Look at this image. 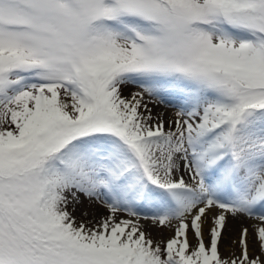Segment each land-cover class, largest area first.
<instances>
[{"label":"rangeland","instance_id":"obj_1","mask_svg":"<svg viewBox=\"0 0 264 264\" xmlns=\"http://www.w3.org/2000/svg\"><path fill=\"white\" fill-rule=\"evenodd\" d=\"M180 88L196 113L160 102L176 125L146 128L137 93L152 105ZM102 144L114 156L92 169ZM179 148L198 161L200 198L174 187ZM122 156L129 165L113 168ZM250 157L264 164V0H0V209L13 234H0V264H264V241L245 263L247 242L228 258L223 226H198L212 211L264 221L263 170L245 186L235 176ZM69 189L82 209L115 200L150 213L122 217L161 230L160 218L183 221L192 239L91 230L69 215Z\"/></svg>","mask_w":264,"mask_h":264},{"label":"bare ground","instance_id":"obj_2","mask_svg":"<svg viewBox=\"0 0 264 264\" xmlns=\"http://www.w3.org/2000/svg\"><path fill=\"white\" fill-rule=\"evenodd\" d=\"M135 77V76H134ZM136 80H142L143 78L140 77V75H136ZM130 80V79H129ZM181 89V90H180ZM176 89L174 91H162L159 93V96L161 100H157L152 102V105H149L151 102L149 100V97L144 95L141 92L137 93V97L135 99L138 102H142V107L145 108V112L142 113L141 107L138 110L137 116L140 118H143V123L146 128L150 127H159L163 129H169L171 127H174L176 125L175 118L172 114H169L166 110H164L163 106L160 104L164 102L168 106H175L179 108V111H183L187 114H195L196 112H190V106L192 105V102H194L193 97L189 96L188 93L183 89ZM142 100V101H141ZM69 102V101H68ZM67 102V103H68ZM145 102V103H144ZM161 102V103H160ZM149 105V106H148ZM75 109V108H74ZM73 109V110H74ZM77 111V109H75ZM185 120H189L188 118H185ZM105 143V142H104ZM101 151L99 153L98 159H96L95 162H89V164L93 167L92 169H100V166L103 164V159L105 161L112 160L113 150L110 146V144H102L100 145ZM179 154H176L172 158V172L175 180L174 187L181 193L185 192H193L196 196L199 198L204 195L201 188L202 184L201 182L193 183L192 185L189 184V177L191 176L189 174V169L191 170V167H194L196 164H198V161L195 160L191 156H186L184 152H181V148H179ZM102 154H105L106 156H102ZM248 157V156H247ZM136 160L139 162L141 161L137 156ZM98 160V161H97ZM129 158L126 157H120L119 163H117L116 167L113 168H120L122 165H129ZM244 160L241 159L238 162V167L236 170V178L238 181V184L241 186H245L246 180L260 178L261 175L255 174L254 172H257V169H262L264 172V164H257L258 160L253 159L250 157L248 158L245 163ZM139 164V163H138ZM113 166V165H111ZM90 167V166H88ZM91 170V169H90ZM94 172L93 170H91ZM117 173V172H116ZM216 175L218 177L213 178L212 181L214 183H219L222 180L221 175L222 171L217 169L215 171ZM119 175V173H117ZM129 179V178H128ZM127 179V180H128ZM100 181V179H99ZM222 183V181H221ZM211 184V183H209ZM212 187V185H211ZM240 187V186H239ZM217 186L212 187V192L210 193V196H214L213 190H215ZM242 188V187H240ZM68 196H69V207L72 209L70 211V216L80 224H84L89 229H99L100 231H111V229L114 226H119L122 228L125 225H130V231H133L134 228L139 230H144L146 233V236L148 240L152 243L158 244L161 243L163 245H169V244H177L179 242L178 238L174 235L172 232V228H176L179 231H182V234H185L192 239V235H190V232L188 233V229L185 231L184 226L180 223L183 221H177V222H167L165 219L160 218L159 225L165 224L167 226V230H161L156 229L152 227L151 225L142 224L141 222H138L133 219L124 218L120 214L121 213H134L139 215H147L146 217L150 216L149 211H145L143 208H136V207H127L123 204L115 201V200H105L101 201L98 200L101 206H90L88 209H82L80 205L78 204L77 196L72 191V189L68 190ZM180 198H183L182 195L179 196ZM256 197V196H255ZM92 205V204H90ZM92 207L95 208V211L92 210ZM258 209H254L255 213L264 215V203L261 204L259 202V205L257 206ZM182 208V207H181ZM184 208V207H183ZM195 210V209H194ZM185 212H187L186 209H184ZM195 214L200 213V209L195 210ZM148 212V213H147ZM152 218V217H151ZM153 219V218H152ZM198 226L199 229L202 232V235L206 236L209 233L211 235H215L219 232V228L223 226V234L225 236L223 237V254L227 256L228 258H234L235 255L239 256L240 252L237 251L238 241L247 242V249L245 250V256L244 261L245 263L249 259L250 255H255V250H257V245L255 243V238L257 237L258 241L262 244L264 241V231L261 227L264 226V221H261L257 218L247 219L237 216H232L231 218L224 220L220 219V216L216 215L215 212H209L204 214L203 216H199L198 218ZM248 228V229H247ZM185 231V232H184ZM196 232V230H195ZM197 235H199V232L197 231ZM188 239L187 242L188 246H193L192 240ZM186 244H181V246H185ZM195 248V247H193ZM92 257H95L94 255H91ZM174 264H181L178 260L174 259L173 257H170ZM134 264H142L139 261H134Z\"/></svg>","mask_w":264,"mask_h":264},{"label":"trees","instance_id":"obj_3","mask_svg":"<svg viewBox=\"0 0 264 264\" xmlns=\"http://www.w3.org/2000/svg\"><path fill=\"white\" fill-rule=\"evenodd\" d=\"M96 132L97 131H95V133ZM130 152L134 154V150H132ZM156 186H159V185H157V183H156ZM2 214H3V211L0 209V234L3 237H6L5 239L8 241L9 237L11 235H13V234H11V227H10L9 223L4 219V217L2 216ZM13 239L16 240V238H13Z\"/></svg>","mask_w":264,"mask_h":264}]
</instances>
